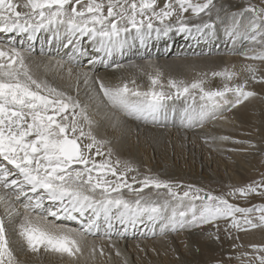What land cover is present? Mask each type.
Listing matches in <instances>:
<instances>
[{
  "label": "snow or ice",
  "instance_id": "obj_1",
  "mask_svg": "<svg viewBox=\"0 0 264 264\" xmlns=\"http://www.w3.org/2000/svg\"><path fill=\"white\" fill-rule=\"evenodd\" d=\"M213 7V0H165L159 8L157 0H0V32L27 34L32 40L41 29L63 27L67 40L64 47L72 48L68 53L70 59L82 51L85 37L96 52L110 56L124 47L127 40L123 37L130 36L132 30L135 36L131 38H139L143 45L153 32L160 36L174 28L185 33L193 29L197 32L211 29L213 25L207 22L190 25L185 13L190 10L195 17L202 13L211 15ZM219 12L217 9V19ZM249 13L251 17L245 31H238L237 18ZM229 15L233 20V25L226 29L229 38L261 44L251 56L247 52L244 55L246 59L264 61V0H260V5L246 4L241 11ZM95 62V58L89 61ZM244 71L247 76L241 83L232 82L238 73L227 68L213 72L211 75L223 78L224 83L211 90L204 88L203 79L186 83L170 78L167 81L169 90L165 91L159 71L155 76L149 74L151 86L147 91L129 87L127 81L116 86L106 85L99 79L97 83L112 107L137 119L155 121L166 111L167 101L183 97L185 107L180 111V124L191 128L202 126L207 119H217V113L235 108L256 95L247 90L248 80L264 82V76H258V69L252 64L245 65ZM131 83L135 85L134 80ZM189 98L191 104L187 103ZM91 125L92 121L78 101L34 78L24 53L14 46L0 47V189L5 192L0 195V202L6 205V214L12 218L19 215L16 203L25 201L18 234L29 251L38 253L43 247L46 252L73 257L81 252V238L99 227L101 217L109 237L123 236L129 224L135 227L137 223H144L145 218L148 222L161 221V234L169 229L176 231L177 228L216 224L219 220L225 222L226 232L264 227V203L241 207L226 198L239 195L247 199L251 194L264 197V174L244 186L231 187L228 193L221 195L199 188L193 192L192 185L181 193L176 190L178 184L155 176H145L141 180L133 176L129 183L127 175L134 170L130 165L124 163L121 168L118 159L114 163L110 158L95 159L103 155L98 145L105 141L97 140ZM84 140L90 142L84 143ZM109 174L114 179H108ZM134 183L141 186L134 188ZM149 186L167 189V198L161 201L159 197L153 199L143 195ZM122 189H127L135 199L125 198ZM45 201L52 207L45 208ZM37 210L40 215L33 214ZM88 213L91 215L87 216V223L81 220L80 229L58 225L48 219L76 220V214L84 218ZM253 213L259 215L254 217ZM114 220L124 232L114 230ZM250 247L264 252V244ZM256 259L264 264V255ZM0 264H20L10 247L3 218H0Z\"/></svg>",
  "mask_w": 264,
  "mask_h": 264
},
{
  "label": "bare ground",
  "instance_id": "obj_2",
  "mask_svg": "<svg viewBox=\"0 0 264 264\" xmlns=\"http://www.w3.org/2000/svg\"><path fill=\"white\" fill-rule=\"evenodd\" d=\"M164 2L157 0L158 8ZM213 3L220 6L213 7L211 15L202 13L195 17L190 10L185 13L190 25L207 22L213 25L211 29L202 32L193 29L185 33L174 28L167 35L160 36L153 32L143 45L139 38H131L135 36V30H132L130 36L123 37L127 40L124 47L113 51L110 56L96 52L85 37L82 51L70 59L68 53L72 48L64 47L67 40L63 27L41 29L32 40L27 38V34L0 32V47H16L24 53L34 78L79 102L92 121L93 134L97 140L105 141L98 145L103 155L95 159L110 158L113 163L118 159L121 168L124 163L130 165L134 170L127 175L129 183H132L133 176L137 180L155 176L179 187L192 185L193 192L199 188L214 195L226 194L231 187L244 186L264 174V82L249 79L247 90L255 92V96L235 108L217 113V119H207L202 126L191 128L180 124V111L185 107L183 97L167 101L166 111H162L155 121L137 119L112 107L97 83L99 79L106 85L116 86L127 81L129 87L147 91L151 86L149 74L155 76L159 71L165 91L169 90L167 81L170 78L186 83L203 79L204 88L211 90L222 87L224 83L223 78L211 75L212 66L220 71L227 68L238 73L232 82L241 83L247 76L244 67L248 64L257 67L258 76H264V61L246 59L244 55L247 52L251 56L262 45L240 38L233 41L226 33V29L233 25L230 13L241 11L246 4L260 5V2L213 0ZM217 9H220L219 19ZM250 15L237 18L240 22L238 31H245ZM94 58L97 62L89 63ZM133 80L135 85L131 83ZM171 91L175 92L174 89ZM187 103H192L191 98ZM199 103L197 91V106ZM221 116L226 119H220ZM87 130L88 125L85 124ZM220 137L230 139L221 140ZM88 142L84 140V143ZM92 151L95 152V148ZM108 179L114 177L109 174ZM140 186L139 183L133 184L134 188ZM122 193L127 199H135L127 189H122ZM0 195H5L3 189H0ZM143 195L153 199L159 197L162 201L167 198V189L149 186ZM24 202L16 203L19 215L12 218L6 214V205L0 202V218L4 219L10 247L20 264H221L223 255L227 253L222 231L224 221L177 228L176 231L169 229L161 234V221L148 222L145 218L144 223H137L135 227L129 224L123 236L109 237L103 217L98 220V228L81 238V252L75 256L46 252L43 247L38 253H33L18 234ZM247 204L249 206L253 202L248 201ZM44 206L52 205L45 201ZM33 214L40 215L38 212ZM43 215L47 216V213ZM76 215L77 219L70 220L71 224L81 227V220L87 223V216L91 214L84 218ZM48 219L52 223L78 229L74 225L60 223V219ZM113 225L114 230L125 231L118 221L114 220Z\"/></svg>",
  "mask_w": 264,
  "mask_h": 264
},
{
  "label": "rangeland",
  "instance_id": "obj_3",
  "mask_svg": "<svg viewBox=\"0 0 264 264\" xmlns=\"http://www.w3.org/2000/svg\"><path fill=\"white\" fill-rule=\"evenodd\" d=\"M164 1V0H162ZM255 2H260V0H251ZM195 2V0H193ZM220 5L214 6V8L218 7ZM251 16V15H250ZM90 55V54H89ZM213 72L220 71L219 69H216V67L212 66ZM162 79V77H160ZM172 118V116H171ZM187 165V163H185ZM190 166L193 165L190 164ZM188 188L186 186H182L177 188V191H186ZM210 192V191H205ZM200 195H203V192L200 193ZM230 203L238 204L241 207H251L253 205L264 203V197L258 196L256 194H251L247 199H244L240 196L237 197H226ZM248 201H252L253 204L249 205L247 204ZM196 203L199 205V201H196ZM259 213H253V216H258ZM223 221V220H219ZM259 223V221H256ZM225 222L223 224L222 231L224 232V241L225 245L227 247V253L223 255V263L221 264H259V261L256 259V256L258 255H264V252H257L254 251L250 245L252 244H264V227H256V228H248V230H236V229H229L228 232L225 231ZM247 227V226H245ZM257 235V238L255 239L254 236ZM243 253H249L248 256H244ZM212 264H220V263H214Z\"/></svg>",
  "mask_w": 264,
  "mask_h": 264
}]
</instances>
